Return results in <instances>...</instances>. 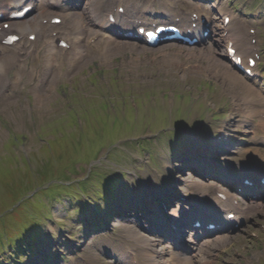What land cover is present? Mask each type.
<instances>
[{"label":"rangeland","instance_id":"rangeland-1","mask_svg":"<svg viewBox=\"0 0 264 264\" xmlns=\"http://www.w3.org/2000/svg\"><path fill=\"white\" fill-rule=\"evenodd\" d=\"M181 57H183V62H185L186 55H181ZM196 59H197V57H192V58L188 59L187 61L190 62L192 60V61H194V63H197ZM145 62H147L149 65H155V64L160 65V64H162V65H164V67L170 65L169 58H167V55H163V54H154L151 57H145L143 62H138L137 64L141 65V64H144ZM191 75H194V73H191L190 75L187 74L186 76H191ZM201 76L206 77L207 75L205 74V75H201ZM33 90H34L33 86H28L26 89V92L28 94H33ZM191 93H189V94H191ZM74 97H76V94H72V99ZM18 100L19 99H17V98H13V95H12L11 98H9L8 100H6L5 102H3L0 105V153L3 149L2 142H3V140H6V137H7L6 136L7 135V127L9 125H14L13 120L17 116L16 106H9L8 104L12 101H18ZM111 100L116 101V100H121V99H113L112 98ZM254 105H256V106L259 105V98L258 99L255 98L252 94L241 93L238 95L237 103H236V106H235L232 114L237 115V118L240 121H243L242 116H243L244 112L245 111H251L253 109ZM114 106L117 108L119 105L115 104ZM194 108H195V111L199 110L196 107H194ZM57 114L58 113L54 114L52 116L53 118L38 117L36 119V121L39 125H43L45 123L47 124L49 122L48 127H50V128L51 127H57L60 125V127L62 129L60 130V132H58L57 135L38 133V134H36V138H35V132L37 130V127L39 126V125H37L31 130H27L26 132H22L25 134H18V135L24 136V139L22 142L23 145L20 143L21 145L17 144L14 147H12L11 149L13 151H16V152H17V150H20L27 156L28 154H30L31 151H34L36 149V146H37L36 150L38 153L41 154L40 158H43L44 163L53 162L54 160H56V161H54L53 163H57L58 162L57 151L53 152V149H52L55 141H58L60 139H65L67 137L66 141L69 144H73L74 146H77L75 143V136H72L71 134H68V136H67L66 132H68L70 130V128L68 127V123H66V118L58 120V121H55V120L50 121L51 119L64 117V114H60L58 116H57ZM150 117L166 119L167 114L164 112H151ZM137 123H138V121L135 118L130 117V116H125V117H114V116H112L109 120L106 118L105 123H104V127L101 128L100 131H101V133H105V134L109 135L113 128L116 129L119 127L121 129H124V130L131 129L132 127L136 126ZM140 123L146 129L149 128L150 123H149V119L147 117H144L140 121ZM43 128L41 130L44 131ZM231 128H236L237 130H240V127H237V126L236 127L234 126ZM13 130L16 133L21 132L17 128H13ZM92 131H95V132L97 131V126L95 123H93V125H92ZM15 132H13V133H15ZM52 133H53V131H52ZM232 133L233 132H231L230 135L234 136ZM35 139H37V142H35ZM9 143L10 142H8V144ZM46 148L49 150L48 153L46 151L47 150ZM4 150L7 151L6 146L4 147ZM28 151H30V152L28 153ZM66 156H64V158ZM53 163H50V164H53ZM53 177L55 178L56 176H53ZM104 242H106V241L97 242V244H96L97 247L100 249L105 248V244H108V243H104Z\"/></svg>","mask_w":264,"mask_h":264},{"label":"bare ground","instance_id":"bare-ground-1","mask_svg":"<svg viewBox=\"0 0 264 264\" xmlns=\"http://www.w3.org/2000/svg\"><path fill=\"white\" fill-rule=\"evenodd\" d=\"M25 24V26H29V22H25L24 23ZM162 35H164V33L162 34ZM161 35V36H162ZM220 47H221V41H220V39H218V41H217V48H216V51L217 52H220ZM2 64H3V61H1V59H0V67L2 68ZM155 98V97H154ZM197 210H198V208H197ZM240 218L238 217L237 219H235L236 221H238ZM147 227L149 228L150 226H152L151 225V221H147ZM232 227V225L230 224V226H228L226 229H230ZM192 250V249H191ZM190 252V251H189ZM188 252V253H189Z\"/></svg>","mask_w":264,"mask_h":264},{"label":"trees","instance_id":"trees-1","mask_svg":"<svg viewBox=\"0 0 264 264\" xmlns=\"http://www.w3.org/2000/svg\"><path fill=\"white\" fill-rule=\"evenodd\" d=\"M96 111H97V110H96ZM96 111H95V113H96ZM101 111H102V110L98 111V113H97L99 116H101L102 113L104 114V112H103V111L101 112Z\"/></svg>","mask_w":264,"mask_h":264},{"label":"snow or ice","instance_id":"snow-or-ice-1","mask_svg":"<svg viewBox=\"0 0 264 264\" xmlns=\"http://www.w3.org/2000/svg\"><path fill=\"white\" fill-rule=\"evenodd\" d=\"M7 27V26H6Z\"/></svg>","mask_w":264,"mask_h":264}]
</instances>
